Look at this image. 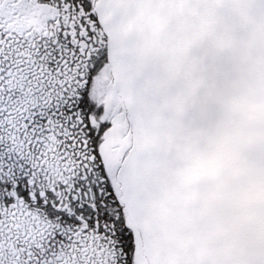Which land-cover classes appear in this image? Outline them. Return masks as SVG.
<instances>
[{
  "label": "snow or ice",
  "instance_id": "1",
  "mask_svg": "<svg viewBox=\"0 0 264 264\" xmlns=\"http://www.w3.org/2000/svg\"><path fill=\"white\" fill-rule=\"evenodd\" d=\"M0 264H264V0H0Z\"/></svg>",
  "mask_w": 264,
  "mask_h": 264
}]
</instances>
